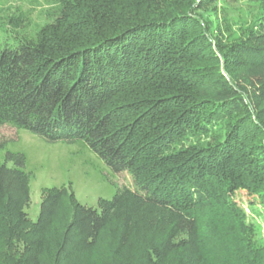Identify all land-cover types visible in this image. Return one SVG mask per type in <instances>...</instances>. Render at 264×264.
Listing matches in <instances>:
<instances>
[{"label":"trees","instance_id":"16d2710c","mask_svg":"<svg viewBox=\"0 0 264 264\" xmlns=\"http://www.w3.org/2000/svg\"><path fill=\"white\" fill-rule=\"evenodd\" d=\"M3 126L135 188L96 209L45 189L31 222L1 142L0 264H264V0H0Z\"/></svg>","mask_w":264,"mask_h":264},{"label":"rangeland","instance_id":"374dc122","mask_svg":"<svg viewBox=\"0 0 264 264\" xmlns=\"http://www.w3.org/2000/svg\"><path fill=\"white\" fill-rule=\"evenodd\" d=\"M228 17L234 21L248 22L256 13L243 4L228 8ZM5 152L25 156L23 171L30 174L29 204L25 208L29 220L35 222L39 213L42 192L49 188L68 187L83 206L97 208L99 199L111 200L118 188H135L128 173L115 174L87 148L79 144L47 143L24 130L0 127V143ZM234 201L250 214L258 202L245 191H239ZM263 226L260 219H256ZM264 233V227L262 228Z\"/></svg>","mask_w":264,"mask_h":264}]
</instances>
